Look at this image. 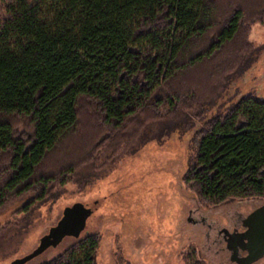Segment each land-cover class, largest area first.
Listing matches in <instances>:
<instances>
[{"label":"trees","instance_id":"trees-1","mask_svg":"<svg viewBox=\"0 0 264 264\" xmlns=\"http://www.w3.org/2000/svg\"><path fill=\"white\" fill-rule=\"evenodd\" d=\"M255 24L264 0H0V214L25 198L32 210L170 122L203 120L213 88L252 63ZM193 144L183 180L202 207L264 201V99L205 120ZM100 244L89 234L41 264H96Z\"/></svg>","mask_w":264,"mask_h":264},{"label":"rangeland","instance_id":"rangeland-1","mask_svg":"<svg viewBox=\"0 0 264 264\" xmlns=\"http://www.w3.org/2000/svg\"><path fill=\"white\" fill-rule=\"evenodd\" d=\"M249 31L248 39L256 52L252 63L245 71L234 75L227 89L222 86L215 91L216 87L213 88V94L220 96L203 107V120L192 113L177 120L176 124L170 122L174 129L140 148L125 145L117 158L107 159L105 165H98L99 159L95 168L87 167L78 178L55 189L44 202L28 212H20L28 198L9 205L0 214V228L12 226V235L5 231L3 237L12 244L9 246L8 241L4 247V243L0 244V264H8L33 251L60 220L64 209L76 202L91 204L94 208L80 237L68 236L58 246L49 247L25 264L51 260L92 233L101 236L96 264H195L197 260L217 264L212 259V251L203 248L208 226L193 222L191 215L202 213L208 222L218 220L223 226H230L228 217L236 211L250 213L264 201H231L204 208L183 178L195 150L194 132L205 120L247 94L254 93L264 99V26L255 24ZM207 74L198 70L190 76L199 75L198 79H202ZM77 131L76 135L81 133V128ZM77 142L74 145H78ZM55 155V152L48 155L40 172L49 168L47 165Z\"/></svg>","mask_w":264,"mask_h":264},{"label":"water","instance_id":"water-1","mask_svg":"<svg viewBox=\"0 0 264 264\" xmlns=\"http://www.w3.org/2000/svg\"><path fill=\"white\" fill-rule=\"evenodd\" d=\"M94 208L91 204L76 202L64 209L63 215L56 225L44 235L39 245L30 253L15 258L8 264H25L46 251L49 247L58 246L66 237H80ZM246 230L232 235L228 246L236 255L240 249L247 254L234 258L237 264H253L264 256V202L247 214L243 219Z\"/></svg>","mask_w":264,"mask_h":264},{"label":"flooded vegetation","instance_id":"flooded-vegetation-1","mask_svg":"<svg viewBox=\"0 0 264 264\" xmlns=\"http://www.w3.org/2000/svg\"><path fill=\"white\" fill-rule=\"evenodd\" d=\"M198 214L199 215L197 216L191 215L190 218L193 222L203 223L208 226L206 242H204L203 248L206 249V251H212V259L217 264H237L236 261H234V258L244 256L247 254V252L240 249L239 255H236L234 250L228 246V239H231L233 234L237 235L238 233L246 230V227L243 224V219L249 213L245 214L241 211H236L234 215L228 217L231 221L230 226H223L218 220L208 222L204 214ZM203 251L204 250H202V252ZM263 263L264 256L253 264Z\"/></svg>","mask_w":264,"mask_h":264}]
</instances>
